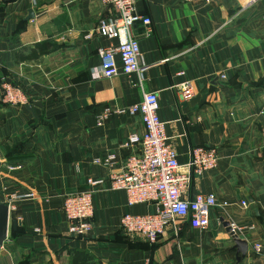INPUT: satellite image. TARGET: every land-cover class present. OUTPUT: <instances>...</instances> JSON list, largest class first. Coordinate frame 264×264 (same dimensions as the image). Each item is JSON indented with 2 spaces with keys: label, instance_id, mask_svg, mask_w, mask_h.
Listing matches in <instances>:
<instances>
[{
  "label": "crops",
  "instance_id": "obj_1",
  "mask_svg": "<svg viewBox=\"0 0 264 264\" xmlns=\"http://www.w3.org/2000/svg\"><path fill=\"white\" fill-rule=\"evenodd\" d=\"M6 1H0V204L11 194L25 197L9 203L0 264H264V0H135L151 21L133 28L141 86L136 76L92 77L97 49L117 43L94 31L112 12L99 0ZM3 79L21 90L22 103L1 101ZM183 81L193 87L188 101L178 89ZM147 92L157 95L179 172L190 173L184 197L213 194L219 206L206 229L179 219L148 244L126 236L120 219L155 206L128 205L123 191L101 185L92 189L91 232L73 237L61 212L64 198L86 188L87 179L106 180L119 170L94 159L115 154L121 162L135 152L123 144L143 134L140 117L114 111ZM105 110L108 117L98 120ZM196 147L216 151L215 170L190 172ZM16 164L19 170L8 171ZM228 221L253 227L242 233L248 251L239 263L223 227Z\"/></svg>",
  "mask_w": 264,
  "mask_h": 264
},
{
  "label": "built area",
  "instance_id": "obj_2",
  "mask_svg": "<svg viewBox=\"0 0 264 264\" xmlns=\"http://www.w3.org/2000/svg\"><path fill=\"white\" fill-rule=\"evenodd\" d=\"M5 1V0H0ZM111 9V16L100 19L94 29L96 34L107 40H116V45L97 49L99 65L92 69L93 78H113L123 74L130 78L137 77L138 86L142 84L139 65L140 48L133 33L137 24L150 25L148 17L140 15L135 8V0H99ZM191 2L193 0H183ZM242 0H237L241 3ZM88 37V36H87ZM183 76V72L176 74ZM225 79L224 75L220 76ZM1 101L9 105L22 103L23 94L14 85L3 79ZM178 89L181 98L188 101L193 97V87L189 81H183ZM157 95L154 92L142 94L141 101L116 109L118 115H138L143 126V134H132L124 142V147L132 146L135 152L121 162L115 154H107L103 159H94V164L106 168L119 165L116 173H111L106 180L87 179L86 188L67 195L64 198L61 212L67 222V231L76 238L88 235L92 230L94 213L92 189L106 185L112 191H123L128 205L152 203L155 210L145 215L124 214L120 219V230L129 237H140L148 244L157 242L159 236L168 225L181 219L192 228L204 230L210 222V212L219 206L213 194L196 193L191 198L184 197L190 183V173H180L177 154L170 138L166 136L164 123L158 116ZM109 110L98 118L106 119ZM1 156V153H0ZM218 156L214 149L196 147L191 151V159L187 164L190 172L201 176L205 172L216 169ZM20 164L8 166V171H17ZM24 195L11 194L7 197V205ZM242 207H247L245 200ZM226 203L220 206L226 207ZM230 232L236 235L253 227H241L228 221ZM39 232L38 229L35 230ZM258 245L254 249L258 250Z\"/></svg>",
  "mask_w": 264,
  "mask_h": 264
},
{
  "label": "water",
  "instance_id": "obj_3",
  "mask_svg": "<svg viewBox=\"0 0 264 264\" xmlns=\"http://www.w3.org/2000/svg\"><path fill=\"white\" fill-rule=\"evenodd\" d=\"M15 0H7L6 2H14ZM33 18L32 11L28 12V16L26 17V21ZM9 225V208L7 204H0V249L2 248L4 242L7 238V231ZM19 225L18 221L11 222V227L13 230H16ZM223 227L226 231L231 235L234 250H235V261L239 263L240 259L244 258L248 251V244L242 235H236L233 232H230V228L228 227V222H223Z\"/></svg>",
  "mask_w": 264,
  "mask_h": 264
}]
</instances>
